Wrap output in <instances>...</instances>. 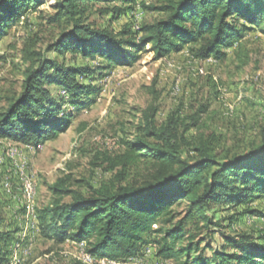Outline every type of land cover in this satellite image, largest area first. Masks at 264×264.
I'll list each match as a JSON object with an SVG mask.
<instances>
[{"label": "trees", "instance_id": "trees-1", "mask_svg": "<svg viewBox=\"0 0 264 264\" xmlns=\"http://www.w3.org/2000/svg\"><path fill=\"white\" fill-rule=\"evenodd\" d=\"M116 1L121 6L99 11H111L118 17L127 4L136 2L56 0L53 12L45 16V23L56 34L45 48H37L36 35L22 47L24 78L20 92L0 106V138L37 145L56 136L69 125V108L80 109L94 101L98 88L84 81L103 77L115 65L132 64L137 52L147 45L154 59L184 47L197 60L221 59L226 48L264 21V0L142 4L145 10L161 12L163 17L134 32H113L88 21L91 7ZM42 3L0 0V39L12 24L26 21L28 12ZM52 52L60 58L51 57ZM66 53L73 60L79 55L105 64H70ZM51 87L64 94L52 96ZM205 109L201 107L188 120L172 113L161 124L155 121L154 107L144 112L135 138L111 160L114 174L107 183L97 188L89 185L87 193L70 188L65 178L50 186L54 198L38 212L41 236L56 242H85L87 251L98 260H127L153 244L158 256L181 264H264V245L248 233L220 231L222 219L211 209L214 205L237 208L264 195V137L241 152L219 149L220 135L199 131V115ZM193 128L197 132L189 137ZM184 204V213L176 218L175 208ZM256 213V209L245 207L239 215ZM156 223L160 226L153 229ZM194 229L205 231L209 240L205 246H201L203 240H195ZM150 233L156 235L152 242L146 237ZM216 233L222 243L211 248ZM10 238L0 229V243L4 245Z\"/></svg>", "mask_w": 264, "mask_h": 264}, {"label": "rangeland", "instance_id": "rangeland-1", "mask_svg": "<svg viewBox=\"0 0 264 264\" xmlns=\"http://www.w3.org/2000/svg\"><path fill=\"white\" fill-rule=\"evenodd\" d=\"M160 1L136 0L133 5L127 4L128 8L118 17L111 11L100 12L99 8L121 6L120 1L99 3L87 12L88 21L113 32H134L141 25L163 17V13L147 11L142 6ZM55 3L56 0H43L35 11L28 12L26 21L20 19L12 24L0 39V106L21 90L25 69L22 47L28 38L36 35V46L42 49L56 34L45 23V16L53 12ZM225 52L221 59L197 60L184 47L180 52L154 59L147 45L137 52L132 64L115 65L103 77L85 80L98 88L94 101L80 109L68 107L72 113L69 125L56 136L37 145L0 138V229L11 237L4 245L0 243V264H84L80 260L81 247L75 245L78 242H56L41 236L38 212L52 202L54 194L50 186L60 178L83 193L89 191V185L97 188L107 183L114 174L111 160L135 138L143 114L150 108H155V121L161 124L172 113L188 120L205 106L199 115V131L220 135L219 149L241 152L264 137V21ZM49 55L60 58L54 52ZM65 58L70 64H105L103 60L82 59L79 55L73 60L69 53ZM78 79L83 81L81 77ZM58 92L64 94L63 90L51 87L52 96ZM196 132L193 128L187 134L190 137ZM21 165L35 185L36 228L22 205L19 179L15 175ZM7 180L12 184V194H6L2 188ZM185 206L175 208L176 218L182 216ZM245 207L258 213L239 215ZM211 209L216 211L217 219H222L220 231L248 233L264 245V195L237 208L214 205ZM159 226L156 223L153 229ZM194 232L195 240H203L201 246L209 242L204 230ZM146 237L152 242L156 235L150 233ZM221 243L216 233L210 246L215 248ZM152 245L144 246L134 261L109 263L114 260L99 259L93 264H181L158 256ZM147 247L151 253L144 256ZM205 253L210 252L206 249Z\"/></svg>", "mask_w": 264, "mask_h": 264}, {"label": "bare ground", "instance_id": "bare-ground-1", "mask_svg": "<svg viewBox=\"0 0 264 264\" xmlns=\"http://www.w3.org/2000/svg\"><path fill=\"white\" fill-rule=\"evenodd\" d=\"M20 172H24V166L21 165L18 167V169ZM17 170L15 171V175L16 178L19 179V185H20V192L22 195V200H23V206H25V209L27 210L29 216L31 217L32 221H34L36 223L37 221V217L35 214V208L33 205V201L35 198V185L33 183L32 180V187H28L26 186V180L24 179V177L22 176V174H18ZM2 188L5 191L6 194H12L13 193V187L12 184L7 180V182H3L2 183ZM37 225V224H35ZM34 224L32 225L35 226ZM36 228V227H35ZM78 245L81 246V254H80V260L85 264H93L96 263L97 260H94L93 258H91L90 256L94 257L92 254H90L87 249H86V245L85 242H78ZM83 254L85 255H89V256H83ZM95 258V257H94ZM134 258V257H133ZM115 263V262H113Z\"/></svg>", "mask_w": 264, "mask_h": 264}, {"label": "built area", "instance_id": "built-area-1", "mask_svg": "<svg viewBox=\"0 0 264 264\" xmlns=\"http://www.w3.org/2000/svg\"><path fill=\"white\" fill-rule=\"evenodd\" d=\"M17 172H18V174H22V176L24 177V179L26 180V186H28V187H32V180H33V178L30 176V174H26V173H23V172H20L19 170H17ZM33 224L35 225V222L33 221ZM35 227H36V225H35ZM77 247H81L80 245H77V244H75ZM151 253V248L150 247H147V249H146V253H145V255L144 256H146V255H148V254H150ZM83 256H89V255H85V254H83ZM91 258H93L94 260H97L98 262L100 261V260H98V259H96V258H94V257H92V256H90ZM137 258H133V257H130V258H128L127 260L128 261H134V260H136ZM126 260V261H127ZM107 262H116V261H107Z\"/></svg>", "mask_w": 264, "mask_h": 264}]
</instances>
